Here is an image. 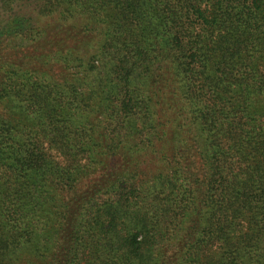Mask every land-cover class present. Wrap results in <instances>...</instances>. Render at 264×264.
Returning a JSON list of instances; mask_svg holds the SVG:
<instances>
[{"label": "trees", "instance_id": "trees-1", "mask_svg": "<svg viewBox=\"0 0 264 264\" xmlns=\"http://www.w3.org/2000/svg\"><path fill=\"white\" fill-rule=\"evenodd\" d=\"M37 1L0 33V264H264V0Z\"/></svg>", "mask_w": 264, "mask_h": 264}, {"label": "rangeland", "instance_id": "rangeland-1", "mask_svg": "<svg viewBox=\"0 0 264 264\" xmlns=\"http://www.w3.org/2000/svg\"><path fill=\"white\" fill-rule=\"evenodd\" d=\"M37 3V0H11L7 6L0 1V33L26 26L29 17L35 15Z\"/></svg>", "mask_w": 264, "mask_h": 264}]
</instances>
